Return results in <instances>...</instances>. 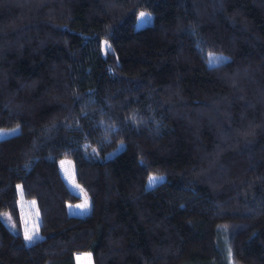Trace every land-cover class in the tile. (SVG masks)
<instances>
[{"label": "trees", "instance_id": "obj_1", "mask_svg": "<svg viewBox=\"0 0 264 264\" xmlns=\"http://www.w3.org/2000/svg\"><path fill=\"white\" fill-rule=\"evenodd\" d=\"M13 126L0 264H224L223 243L233 263L264 264V0H0ZM62 157L85 215L66 210L80 196ZM17 185L39 215L29 243Z\"/></svg>", "mask_w": 264, "mask_h": 264}, {"label": "rangeland", "instance_id": "obj_2", "mask_svg": "<svg viewBox=\"0 0 264 264\" xmlns=\"http://www.w3.org/2000/svg\"><path fill=\"white\" fill-rule=\"evenodd\" d=\"M143 14V16L141 15ZM151 13L147 10L141 9L137 12L134 26L140 27L150 22ZM217 61V58H210V62ZM18 127L13 126L9 128H0V137L7 136L15 133ZM59 169L61 175L63 176L65 182L68 187L75 193H77L80 198L76 202H67L66 210L68 213L77 214V215H85L89 212L90 202L86 194L83 192V189L80 185L75 181L74 178V168L73 163L69 158L62 157L58 160ZM153 178H155V182H152ZM164 178L163 174L160 173H148L145 178V185L151 186L161 181ZM17 194H18V207L19 213L21 217L22 230L24 234L25 242L29 243L36 239L39 235L37 231V224L39 221L38 211L35 206V201L33 198H24L21 195V191L19 185H17ZM26 235H30L33 237L32 240H27ZM224 242V238L222 239ZM222 250L224 253V264H235L230 258L229 252L225 247V244H222ZM73 264H93L89 252H74L73 254Z\"/></svg>", "mask_w": 264, "mask_h": 264}, {"label": "snow or ice", "instance_id": "obj_3", "mask_svg": "<svg viewBox=\"0 0 264 264\" xmlns=\"http://www.w3.org/2000/svg\"><path fill=\"white\" fill-rule=\"evenodd\" d=\"M141 15L143 16V14H141ZM152 182H155V178H153ZM25 238H26L27 240H32V239H33V237L30 236V235H26Z\"/></svg>", "mask_w": 264, "mask_h": 264}]
</instances>
